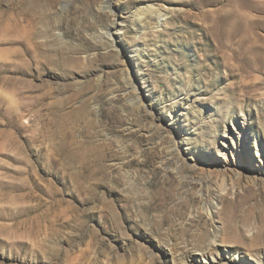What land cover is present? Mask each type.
I'll list each match as a JSON object with an SVG mask.
<instances>
[{
  "label": "rangeland",
  "instance_id": "rangeland-1",
  "mask_svg": "<svg viewBox=\"0 0 264 264\" xmlns=\"http://www.w3.org/2000/svg\"><path fill=\"white\" fill-rule=\"evenodd\" d=\"M0 264H264V0H0Z\"/></svg>",
  "mask_w": 264,
  "mask_h": 264
},
{
  "label": "bare ground",
  "instance_id": "bare-ground-1",
  "mask_svg": "<svg viewBox=\"0 0 264 264\" xmlns=\"http://www.w3.org/2000/svg\"><path fill=\"white\" fill-rule=\"evenodd\" d=\"M148 12H150L151 13V10H149ZM139 14H137V15H139V16H137L139 19H141V18H143V15H142V11H139L138 12ZM161 17H165V16H162L161 15ZM122 28H120V27H116V26H114V28H112L111 29V27L109 28V30L107 31V33H108V35H110L111 36V33H113V31H114V33L117 35V36H120L121 35V33H122ZM234 176V175H233ZM221 180H220V187H222V189L224 190V191H227L228 190V187H230V188H232V189H239L241 186H242V181L244 180L243 178H242V176H235V177H232V176H228V174H223V175H221V178H220Z\"/></svg>",
  "mask_w": 264,
  "mask_h": 264
}]
</instances>
